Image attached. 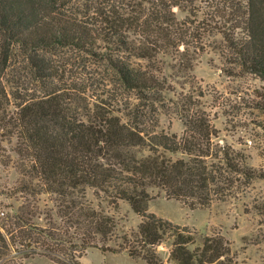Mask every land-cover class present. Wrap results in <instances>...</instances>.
Returning <instances> with one entry per match:
<instances>
[{"label": "trees", "instance_id": "1", "mask_svg": "<svg viewBox=\"0 0 264 264\" xmlns=\"http://www.w3.org/2000/svg\"><path fill=\"white\" fill-rule=\"evenodd\" d=\"M196 1L0 0V142L15 139L19 190L56 195L59 220L48 210L40 225L37 204L4 216L0 264L14 248L57 264H80L91 247L112 250L117 222L87 202L86 187L128 201L142 218L115 250L159 264L156 247L171 235L178 264H237L223 236L190 250L189 230L145 209L161 194L191 207L238 199L263 177L243 151L214 141L192 72L205 39L220 34L264 79V0L260 9L256 0H213L199 21ZM57 49L82 55L80 78L67 76ZM93 81L103 90L88 93ZM162 114L183 122L180 137L157 131Z\"/></svg>", "mask_w": 264, "mask_h": 264}, {"label": "rangeland", "instance_id": "2", "mask_svg": "<svg viewBox=\"0 0 264 264\" xmlns=\"http://www.w3.org/2000/svg\"><path fill=\"white\" fill-rule=\"evenodd\" d=\"M256 1L260 9V1ZM234 2L245 3L244 0ZM196 4L200 9L198 21L205 17L203 12H209L210 7L216 5L213 0H197ZM187 16L186 11H176L179 20ZM205 43L206 51L192 73L200 86L205 109L218 130L214 141L243 151L249 157V164L263 177L254 179L238 199L216 201L208 207H191L161 194L147 201L145 209L147 213L189 230L194 239L193 243L187 245L190 250L201 246L205 236L221 235L230 243L237 264H264V79L243 65L236 49L229 47L220 34L208 36ZM52 53L55 59L67 64L69 78L81 77L84 64L82 55L61 49L53 50ZM75 80L81 84L80 80ZM89 85L91 89L88 93L103 90L98 82L93 81ZM183 129V122L177 116H160L157 131L180 137ZM0 146L4 160L10 159L8 164H0V222L4 216L15 215L22 204L39 206L42 213L35 220L40 225L45 224L44 212L48 210L52 211L58 222L54 211V204H58L56 195L19 190L15 139L10 143L1 141ZM152 195H155L154 191ZM85 198L95 208L103 209L113 216L117 226L114 239L109 242L113 249L103 252L98 248H88L79 258L80 264H147L142 258L130 257L126 250L114 249L118 247V239L135 230L142 220L131 204L125 200L114 201L91 187L85 188ZM172 243L173 237L166 235L156 247L159 264H178L171 258ZM9 257V264H57L42 255L18 254L15 248Z\"/></svg>", "mask_w": 264, "mask_h": 264}]
</instances>
